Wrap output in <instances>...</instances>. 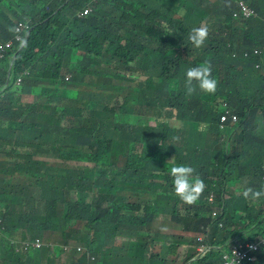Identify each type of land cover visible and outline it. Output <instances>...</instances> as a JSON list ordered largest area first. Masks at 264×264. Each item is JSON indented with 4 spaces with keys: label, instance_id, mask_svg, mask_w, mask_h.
I'll return each mask as SVG.
<instances>
[{
    "label": "trees",
    "instance_id": "obj_1",
    "mask_svg": "<svg viewBox=\"0 0 264 264\" xmlns=\"http://www.w3.org/2000/svg\"><path fill=\"white\" fill-rule=\"evenodd\" d=\"M88 1L74 0L60 17L80 11ZM150 1L103 0L77 28L62 31L53 29L56 17L47 20L56 0H0V43L11 41L21 22L34 28L23 50L15 44L0 63V82L5 84L18 53L11 85L0 102V121L8 119L0 126V139L7 143L0 145V155L15 144L29 145L26 151L13 148L14 160H0V175L14 193L0 195V264H33L31 257H39L40 264H86L93 257L101 264H169L150 252L156 242L137 241L132 223L155 214L177 217V224L187 217L190 210H179L183 202L170 178L162 184L166 161L175 157L177 165L192 166L206 187L212 177L221 186L222 180H233L228 170L233 165L255 164L243 154L228 157L232 149L221 142L218 127L223 102L240 121L255 125L243 136L258 141L253 144L256 153L264 154V0H170L174 6L167 7L169 13L160 11L163 14L152 12ZM240 1L256 13L245 16ZM152 16L153 23L159 18L162 33L155 35L154 26L142 25L149 37L138 46L132 24L146 18L151 22ZM201 24L209 35L205 46L196 49L188 36ZM256 48L263 51L260 59L254 53L244 56ZM205 61L211 62L216 92L197 88L186 95L187 69ZM69 73L73 76L66 81ZM20 76L24 86L16 87ZM96 80L104 82L107 94L88 100ZM26 90H37L40 96ZM75 92H80L78 98ZM175 110L178 124L173 126L174 115L164 113ZM19 177L29 186L22 184L20 190ZM250 179L242 177L243 185ZM260 201V208L257 201L244 204L242 227L235 224V232L218 244L208 235L205 245L224 247L235 233L251 229L264 217V199ZM201 204L203 209L195 211L201 221L194 233L206 234L212 208ZM60 227V238H54ZM256 231L264 236V222ZM18 234L24 240L55 244L35 254L16 255L12 242ZM245 239L258 238L252 233ZM185 244L193 248L186 261L196 259L200 241ZM67 246L71 250L63 251ZM139 247L146 251L129 255L128 249ZM77 248L86 253L80 255ZM223 256V251H214L195 264H221ZM260 262L264 264V255Z\"/></svg>",
    "mask_w": 264,
    "mask_h": 264
},
{
    "label": "clouds",
    "instance_id": "obj_2",
    "mask_svg": "<svg viewBox=\"0 0 264 264\" xmlns=\"http://www.w3.org/2000/svg\"><path fill=\"white\" fill-rule=\"evenodd\" d=\"M56 1H57L56 6L54 8H52V10L50 11L49 19H47V20L49 21L51 18L56 17V20L54 21L53 29L65 31V30H67V28H70V29L71 28L72 29L77 28V25L80 22H82L83 19H85L89 16H92V14H94V12H95L97 5L103 0H89L88 2L83 4V8L80 11H77L76 9H74L72 12H69V13L63 15V17H60V16L63 14L64 10H66L68 7L71 6V4L74 2V0H56ZM150 2H151V4H150L151 11L159 13V14L161 13L160 11L169 13L170 10L167 7L168 6H174L170 2V0H152ZM101 5L98 8H100ZM86 10H88L89 12L85 13ZM40 14H41V11L38 13V15H40ZM161 14H163V13H161ZM172 14H173V12L169 15H172ZM145 15H147V13H145ZM151 18H153L151 22H150V18H146L143 22H134L132 24V26H133L132 30L136 31V34L134 35L135 36L134 40L136 41L138 46L144 45L146 43V39L149 37L148 34L146 33V31L141 29L142 25L148 26V24H151V26H154L155 31L156 30L158 31V34H155V35H159L160 33H162L163 28L158 27V24L160 23V21L158 20L159 18L157 19L158 23H157V20L155 23H153L154 18H156L155 16H152ZM47 20H45V21H47ZM21 23H24V22H21ZM24 24L29 27V30H28V28H25L23 30V32L21 33L24 41L22 39L21 41L16 42L17 32H16V28H15L13 39L11 41H8L5 43H0V55L5 54L3 58H0V63L5 61L6 59H8L10 57V54L13 51L15 44H19V45L21 44L20 51L23 50L24 46L27 44V42L30 38V34L34 28H31L29 23H24ZM163 25H167V22L165 20H163ZM208 35H209L208 28L204 24H201V26H199V27L192 28V30L188 36V40L190 41L191 45L194 48L200 49V48H203L205 46V42L208 39ZM25 41H26V43H25ZM9 44H12V47L7 51V49H8L7 47ZM256 51H258L259 53H256ZM251 53H254L258 57V59H260L261 56L263 55V51L256 48L252 52L245 51L244 56H248ZM17 54L14 56V57H16V61H17ZM233 56L236 57V54H234ZM14 57L11 59L5 84L0 82V102H1V97H4L6 95V92H7L8 88L10 87L11 82H12V76L14 73V66L16 64V61L12 67V72H11L10 78H8V74H9V71L11 69V65H12V62L14 60ZM257 64L258 63H256L255 67L257 66ZM193 66L188 68L186 71V79H185V83H184L186 95L192 96L194 93H196L197 88L201 92H204L207 94H214L217 90L218 82L212 76L211 62L205 61L202 65H200L198 67H193ZM0 71H1V66H0ZM24 76H29V74L25 73ZM68 77H69V79H67ZM71 78H72V75L70 73L65 76L66 81L71 80ZM19 80H21V84H18ZM103 83L104 82L96 80V84H94V88L91 90L92 92H88V94L86 95V98L88 100L95 101V100L101 99L105 94H107L106 93L107 90H106V88H104ZM14 85L16 87L24 86V77L23 76L18 77ZM36 91L37 90H26L25 92L31 93L32 95L39 97L40 94L36 93ZM74 95H75V93H74ZM64 97H65V94H64ZM29 104H30L29 102H24V105H29ZM214 105H215V103L212 106H214ZM222 106H223L222 115H224L225 112L227 110H229L230 112L234 113L237 116V114L234 112L233 108L228 103L223 102ZM4 108L6 110H8L6 107H4ZM81 110L84 111L85 109L83 108ZM250 114L251 113L248 114V117H250ZM261 114H262V112H261ZM15 116L19 120L20 124H24V121L22 119V115H21L20 111H17V114ZM221 116H220V118H221ZM7 121H8V119L4 122L0 121V126L5 127L7 124ZM172 121H173V123H172ZM172 121H171L172 125L174 123L178 124V122L176 121V115H174ZM246 121H247V119L240 121V119L237 116L236 122H228V123H226V125H223V127H220L221 125H220V119H219L218 127H219L220 131H223V130L227 129L229 127V125L232 124V125L236 126L239 122L240 124L238 127H236V129H241L242 130L241 134L243 136V135H245L244 133L248 134L249 131L254 130V126H247ZM243 137L246 141L251 139L250 137H248V138H246L245 136H243ZM173 139L178 140L179 137H174ZM227 139L228 138L222 137L221 142L225 143L227 141ZM5 142H6L5 139H3V138L0 139V145L7 144ZM15 145L13 146V148L18 150L19 147L17 148ZM17 145L20 146V144H17ZM31 146L33 147V145H31ZM28 147H29V145H28ZM13 148L7 147L6 149L7 150L9 149V150L5 154L0 155V156H3V157H0V160L1 159L14 160L15 156L13 154H11V152L14 151ZM245 156L247 158L248 157H254V158L258 157L259 159H261V164L256 163L251 158L248 159V163L259 164L260 167L263 168L264 154L262 156H260L259 153H256L254 151L252 145L250 146V150L247 151V155H245ZM170 159H171V157L166 161L164 167H166L167 164H172V166L169 169V173H170L169 178L173 183L175 194L183 202V204L179 207V210L180 211L190 210V211H193L194 213H195V211L199 212L201 209H203L201 203L205 202L207 206L212 208V224H210L209 227L207 228L206 234H200L197 232L194 233V231H192L190 228H187V230H186L183 227V224H181V221L177 224V222H178L177 217L173 218L170 214L151 215L147 219H144V221L132 219L134 232H135L137 241H139L140 239H143V240L147 241L148 243H155L156 242L150 248V252L154 253L156 256H158L164 260H165V258L161 257V255L167 254L169 264H171L172 261H174V262L179 261V252L182 251V245H180V243L182 242L181 237L183 236L182 233H185V235H187L193 239L192 241L198 240L201 243V246L197 249L199 252L198 253L199 255L196 259H194V261L197 262V261L205 258L207 255H209L210 253H212L214 251H220L221 250L224 252V254L228 253V251H230L233 248V246L236 244L237 241H243V238H245L246 235H248L252 231L256 230V228H258L264 222V217H261L259 219L260 221L258 220V223L252 227L253 229L251 228V229H247V230H242V231L236 233L237 237L235 239H232V240L230 237V239L226 242V245L224 247H220V248H218V247H207L205 245V242L207 241V237L210 233L209 228L214 226V224H217L219 226V228H224V226H225L223 219L227 214L226 209L228 207V201H226V203H225L226 198H225L224 186H225V183L228 182L229 180H222L224 185L221 186L219 183H213L215 177H212L210 185L206 187L203 179H201V177L199 175L195 174L196 173L195 168H193L190 165H186V164L177 165L175 163V157H173L171 160ZM208 161H210V160H208ZM254 165H248V166H251L250 168H248V166H243V167L245 169L252 170L254 168L253 167ZM251 180L254 183L253 188L250 186H247V182H245V186L242 189L241 195L245 199L251 200V201H258L261 198H264V173L262 175H260L257 179L251 178ZM20 183H21L20 190H22L24 188L22 186L23 183L22 182H20ZM0 195L7 196V197L8 196H14L12 189L5 183V181L1 175H0ZM211 197H214L213 202H210ZM224 210H225V213H224ZM243 214L241 215L240 219H237V220L242 222L244 225L245 222H244V220H242ZM234 219L236 220V218H234ZM195 220L197 223H199V221H201V219L199 220V218H197V217H195ZM172 223H176V225L172 224ZM166 237H170L173 239V246L175 248V251L173 253L170 252L171 247L168 246V244L166 242H164V238H166ZM37 241H39L42 244V247L40 249H33L32 247H30V249L27 251L24 249V245L26 243L34 244ZM250 241H252V240H250ZM46 246L52 247V244H50V245L45 244L40 239L24 240L22 237V234H18V238L16 240H13V242H12V247L14 248V253L16 255L32 254V253H35V252L42 250ZM163 247L168 248V251L165 253H164L165 250L163 252H161ZM77 249L79 252L81 251L80 248H77ZM69 250H71V248L68 246L63 248V251H65V252H67ZM83 250H84V252L81 253L80 255L86 253V250L84 248H83ZM192 250H193V248L189 246V248L186 250L187 255H188V252H190ZM201 250L205 251L206 254H202L200 252ZM186 259L181 260V262L179 264H184L185 262H187ZM260 260H261V256H260ZM86 264H101V263H99V261L93 257L91 259H87ZM158 264H162V263H160V261H158Z\"/></svg>",
    "mask_w": 264,
    "mask_h": 264
},
{
    "label": "rangeland",
    "instance_id": "obj_3",
    "mask_svg": "<svg viewBox=\"0 0 264 264\" xmlns=\"http://www.w3.org/2000/svg\"><path fill=\"white\" fill-rule=\"evenodd\" d=\"M103 14H106L104 11H102ZM73 72V71H72ZM73 76V74H72ZM83 84H80L77 89L78 91L81 89ZM85 85V83H84ZM79 94L80 92H75V97L78 98L79 97ZM258 113V112H257ZM256 113V114H257ZM165 116H173V115H178V112L175 110L174 113H167L165 112L164 113ZM173 123V121H172ZM196 124V123H195ZM174 126L177 125V123H174L173 124ZM255 127V125H254ZM194 129H198V126L196 124V127H193ZM182 136H185V134H182ZM18 150H29V147L28 145H20L18 146L17 144L15 145ZM35 149H38V150H41V148H39L38 146L34 147ZM9 150V149H8ZM42 151V150H41ZM0 157H3V156H0ZM173 157H171L172 159ZM40 159H43V158H40ZM170 159V160H171ZM172 166V164H167L166 166V170L165 172L162 174V184L165 185L167 184V178L170 176V173H169V169L170 167ZM251 166H248V168H250ZM253 167H257L259 168V164H255ZM232 171V172H235V171H239V169L237 170V167L236 166H232V167H229V171ZM244 173L246 174H250V171L249 170H243ZM246 174H243V175H246ZM235 175H239V174H235ZM21 182L26 186L28 187L30 182L28 180H23L21 177H19ZM256 204V202L254 203ZM195 213L193 211H189L187 213V217L185 219H182L181 220V224H183V227L187 230V228H190L192 231H194V228L197 224L196 220H195ZM234 216L233 215V212L230 210L229 212L227 211V214L226 216L224 217L223 221L225 223V226L224 228H219V226L217 224H214V226L210 227V233H209V240L211 243H214V244H218V243H221V241L224 239V238H227V233L228 232H231L234 233L235 232V219H234ZM260 221V220H259ZM62 227L60 228H56L55 231H54V238H60V232L62 231ZM255 235L257 236V238L260 237V234L261 232L260 231H255L254 232ZM182 237H181V240H182V251L179 252V261L177 262H174L172 261L171 264H179L181 262V260H185L187 258V253H186V250L189 248V245H186L185 242L186 241H192L193 239L187 235H185V233H182ZM230 235V234H229ZM237 237V234L235 233L232 237H231V240L232 239H235ZM164 242H166L168 244V246H170V252H174L175 251V248L173 246V239L170 238V237H166L164 238ZM55 243L52 242V245H54ZM71 248V246H68ZM81 251L79 252L78 249H77V252L79 254L83 253L84 250L83 248H80ZM146 251V248L145 247H139V248H130L128 249V253L130 256H137L140 252H145ZM168 251V248H165V252ZM202 254H206L205 251H200ZM36 253V252H35ZM35 253H32V254H35ZM152 253V252H151ZM61 255V254H60ZM161 257H164L165 260H168V257H167V254H164V255H161ZM33 259V264H40L41 263V259L39 257H31ZM133 264H136V263H133ZM184 264H195V261L194 260H191L189 262H185Z\"/></svg>",
    "mask_w": 264,
    "mask_h": 264
},
{
    "label": "crops",
    "instance_id": "obj_4",
    "mask_svg": "<svg viewBox=\"0 0 264 264\" xmlns=\"http://www.w3.org/2000/svg\"><path fill=\"white\" fill-rule=\"evenodd\" d=\"M134 1H136V0H134ZM260 115L262 116L261 112H260ZM257 117H258V119H260L259 114L257 115ZM241 131H242L241 129H236V126L232 125V124L229 125V127L227 129L221 131V136L228 138L226 141V145H227L228 149L229 148L232 149V153L228 157H231L232 159L234 157L240 156L241 154L247 155V151L250 150L251 145L253 146V149L255 152H259V150L253 145V144H257L258 141L254 140V139H249L248 141H246L244 139V137L242 136ZM262 155L263 154H260V156H262ZM250 158L253 161H255L256 163L261 164V159H259L258 157L257 158L250 157ZM227 169L228 168H225V171ZM238 169H239L238 172L237 171H235V172L231 171V173L229 175L233 178V180H229L228 182H226L224 189H225V198H226L225 203H226V201H228V207L226 209V212L227 211L229 212L231 210L233 212V215H235L234 218H236L235 224L242 226L243 223L237 219H240L241 215L245 211L246 205H244V204H246L247 199H245L241 195L242 189L244 187L241 178L242 177H249V178L257 179L260 175H262L264 173V164H263V168H261L259 165V168L254 167L252 170L245 169L243 166H239L237 168V170ZM243 170H249L250 174L244 173ZM235 174H239V177ZM243 174H246V175H243ZM247 186H250L253 188L254 183L252 182L251 179H250V182L247 181ZM261 204H262V201H260V200L257 201L255 204L256 208H257V205H259V208H260ZM259 208L257 210H259ZM224 213H225V210H224ZM255 231L256 230L252 231L250 234L254 233ZM243 240L250 241V240L245 239V238H243ZM164 250H165V247L162 248L161 252H163ZM164 253H165V251H164ZM263 255L264 254H262V256ZM262 256H261V259H262ZM260 263H262V262H260Z\"/></svg>",
    "mask_w": 264,
    "mask_h": 264
},
{
    "label": "built area",
    "instance_id": "obj_5",
    "mask_svg": "<svg viewBox=\"0 0 264 264\" xmlns=\"http://www.w3.org/2000/svg\"><path fill=\"white\" fill-rule=\"evenodd\" d=\"M240 7L244 13L245 16H251L255 14V12L250 9L246 3L241 1ZM89 11L86 10L85 13H88ZM25 28L29 27L25 25L24 23H20L16 27V42L21 41L22 35L21 33ZM24 41V39H23ZM12 47V44L8 45L7 51ZM7 53V52H6ZM256 53H259L256 51ZM5 54L0 55V58H3ZM257 68H260L261 65L257 64ZM69 79V77L67 78ZM18 84H21V80L18 81ZM237 121V116L227 110L224 115L221 116L220 118V127H223V125H226L228 122H236ZM214 201V197L210 198V202ZM32 247L33 249H40L42 247V244L37 241L34 244H29L26 243L24 245V249L27 251ZM264 251V236L260 237L258 240H252V241H237L236 244L233 246V248L228 251V253H225L223 256V261L221 264H257L260 262V256L262 255V252Z\"/></svg>",
    "mask_w": 264,
    "mask_h": 264
},
{
    "label": "water",
    "instance_id": "obj_6",
    "mask_svg": "<svg viewBox=\"0 0 264 264\" xmlns=\"http://www.w3.org/2000/svg\"><path fill=\"white\" fill-rule=\"evenodd\" d=\"M25 43H26V41H25ZM25 43H24V44H25ZM15 61H16V57H14V60H13V62H12L11 69H10L9 74H8V78H10V76H11L12 67H13Z\"/></svg>",
    "mask_w": 264,
    "mask_h": 264
}]
</instances>
